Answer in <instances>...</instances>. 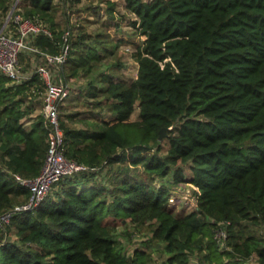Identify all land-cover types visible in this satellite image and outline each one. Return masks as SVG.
I'll use <instances>...</instances> for the list:
<instances>
[{
	"label": "trees",
	"instance_id": "16d2710c",
	"mask_svg": "<svg viewBox=\"0 0 264 264\" xmlns=\"http://www.w3.org/2000/svg\"><path fill=\"white\" fill-rule=\"evenodd\" d=\"M12 1L0 0L7 17ZM22 1L18 13L52 32L35 45L60 54L65 30L55 0ZM65 1L69 10L79 2ZM126 7L146 38L135 52L137 78L104 75L106 86L93 93L107 96L112 120L88 129L62 121L67 158L90 170L61 179L38 208L11 217L0 229V264H147L151 253L135 250L130 258L113 232L119 221L148 220L156 222L155 240L173 254L169 264L187 262L197 249L207 264H264V236L252 228L264 226V0H126ZM98 43L81 29L72 32L66 77L93 74L101 52L110 53L108 40ZM42 84L39 75L15 83L0 71V218L21 197L31 198L16 176L37 178L45 164L43 102L30 98ZM106 165H118L111 201L95 181ZM152 177L189 184L197 208L177 214L168 205L171 189L155 187ZM224 225L222 248L216 233Z\"/></svg>",
	"mask_w": 264,
	"mask_h": 264
},
{
	"label": "rangeland",
	"instance_id": "374dc122",
	"mask_svg": "<svg viewBox=\"0 0 264 264\" xmlns=\"http://www.w3.org/2000/svg\"><path fill=\"white\" fill-rule=\"evenodd\" d=\"M21 1H12L8 16L11 12L18 13V11L24 10L21 7L23 3ZM65 3V0H55L56 7L59 11L57 20L61 23V29L67 32L70 27L72 29L71 32L75 34L81 29L92 36L93 42L97 44H99V40H108V44H104V47L110 49L109 54L103 51L101 52L103 55L102 59L94 62V67H96L90 76L82 74L76 79H70L66 77L68 75L66 74L65 68L67 62L63 65V80L66 79L72 87V96L62 109L61 121H64L68 127L74 129H88L90 126L88 123L90 122L100 121L101 119L110 121L113 119V113L106 106L108 102L107 96L101 94L95 95L93 93L100 92V89L106 86L102 80L104 75L111 76L115 81L124 79L132 82L137 78L139 64L135 58V52L137 46L141 45L146 38L133 25L134 21H138V18L132 11L127 9L126 0H79L77 6L71 10L67 8ZM112 3H116L114 17L110 14ZM7 18V13L0 12V22L3 23V26ZM41 62V57L33 53L28 52L22 55L23 68L28 72L33 71L37 64H41ZM51 68L54 73L53 75L57 76L55 78H59V72L61 70L54 66ZM41 80L43 81L42 86L40 88L34 86L32 94L30 95V98L36 103L43 102L46 91V83L43 79ZM40 112L37 110L33 117H36ZM138 116L139 107L137 105L132 119L137 120ZM28 121L26 122L27 127L30 125ZM162 144L163 148L160 155L165 156L167 155L168 143L163 141ZM156 152H158L157 149H154L152 153ZM189 168L187 165L185 169L188 176L191 174ZM117 169L118 165L114 168L111 165H106L103 169L97 170L98 175L95 179L96 182L98 181V183L103 184L107 188V191L111 195L110 201L114 198L112 195L115 192L114 177L117 174ZM142 169L143 167L140 166L138 169L135 168V171ZM150 181L155 187L164 185L171 189L172 195L168 205L174 206L177 214L186 215L197 208V196L195 190L189 184L175 185L170 177H152ZM54 192L56 191L52 189L49 194H53ZM26 203L24 198L21 197L13 210ZM116 224L113 233L119 242V247L122 248V252L131 258L134 257L135 250L147 251L151 253V260L147 264H169V258L173 254L168 252L165 243H158L153 237V228L156 222L148 220L142 225H137L133 222L126 223L119 221ZM252 228L258 235L264 236V226ZM223 229L227 231L226 225L223 226ZM10 237L16 239L14 234H11ZM225 247L226 245L223 244L222 248ZM202 255V252L197 249L193 253H189L187 262L176 261L174 264H207L202 260ZM252 264L257 263L253 260Z\"/></svg>",
	"mask_w": 264,
	"mask_h": 264
},
{
	"label": "built area",
	"instance_id": "2783aa9c",
	"mask_svg": "<svg viewBox=\"0 0 264 264\" xmlns=\"http://www.w3.org/2000/svg\"><path fill=\"white\" fill-rule=\"evenodd\" d=\"M42 33L52 35L50 29L42 23L26 19L20 13H12L10 19L7 18L0 29V71L15 83L27 81L34 75H39L45 81L43 114L49 131V149L41 174L34 179L16 176L22 185L32 191L29 202L3 215L0 218V229L5 228L14 214L38 208L61 179L90 170L89 167L67 158L65 154L66 137L61 121L62 109L72 96V87L66 79L63 80L62 71L70 55L72 32L71 30L65 32L64 46L57 55L49 54L35 45L37 36ZM28 52L40 56L43 62L37 64L30 72L22 65V55ZM53 66L61 70L59 78L53 75L51 68ZM227 237V231L223 226L220 227L216 239L221 245H225Z\"/></svg>",
	"mask_w": 264,
	"mask_h": 264
},
{
	"label": "water",
	"instance_id": "95a60500",
	"mask_svg": "<svg viewBox=\"0 0 264 264\" xmlns=\"http://www.w3.org/2000/svg\"><path fill=\"white\" fill-rule=\"evenodd\" d=\"M11 15H12V12L10 13V15H9V17H8V20L10 19ZM166 132H167V129H163V130H162L161 140L165 137Z\"/></svg>",
	"mask_w": 264,
	"mask_h": 264
},
{
	"label": "crops",
	"instance_id": "0c3cea01",
	"mask_svg": "<svg viewBox=\"0 0 264 264\" xmlns=\"http://www.w3.org/2000/svg\"><path fill=\"white\" fill-rule=\"evenodd\" d=\"M28 124H31V122H29ZM30 126V125H29Z\"/></svg>",
	"mask_w": 264,
	"mask_h": 264
}]
</instances>
